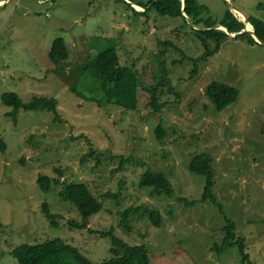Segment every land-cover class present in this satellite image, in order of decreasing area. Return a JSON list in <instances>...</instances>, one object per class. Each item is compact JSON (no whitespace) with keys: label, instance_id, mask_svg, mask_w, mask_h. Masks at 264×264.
<instances>
[{"label":"rangeland","instance_id":"rangeland-1","mask_svg":"<svg viewBox=\"0 0 264 264\" xmlns=\"http://www.w3.org/2000/svg\"><path fill=\"white\" fill-rule=\"evenodd\" d=\"M198 1L216 20L230 10L237 18L239 11L245 19L264 21V0ZM186 30L182 19L155 12L137 16L121 0L0 1V264H18L11 251L22 244L56 238L100 263L112 257V239L99 232L112 228L131 244H146L154 263L242 264L237 248L221 256L213 249L223 238L226 220L217 206L200 201L206 178L189 170L202 152L214 157V191L238 234L247 238L251 260L264 264V44L229 34L220 52L191 78L193 63L159 43L172 39L187 56H200L203 48ZM92 36L117 37L120 64L138 69L137 110L99 107L70 89L95 54ZM57 38L66 40L70 52L59 64L49 58ZM164 49L168 52L161 54ZM157 58L177 93L162 97L166 107L160 113L148 106L142 89L155 83ZM215 80L240 90L238 101L221 111L206 94ZM8 92L18 93L25 103L54 98L58 113L20 109L15 121L9 115L13 108L1 100ZM160 124L163 139L157 137ZM149 168L168 175L173 197L139 186ZM40 176L50 177L49 191L42 190ZM73 182L87 184L103 205L83 228L75 224L83 223L76 206L59 196L64 184ZM46 202L59 229L43 213ZM128 207L138 208L130 216L131 231L120 215ZM147 208L161 212L160 228L150 221Z\"/></svg>","mask_w":264,"mask_h":264},{"label":"trees","instance_id":"trees-1","mask_svg":"<svg viewBox=\"0 0 264 264\" xmlns=\"http://www.w3.org/2000/svg\"><path fill=\"white\" fill-rule=\"evenodd\" d=\"M124 1L137 16L148 17L151 12H155L162 18L175 20L182 19L184 26L189 28L185 35L193 40L199 41L203 48L200 56H187L177 42L172 39H159V43L165 47L172 46L177 49L184 57L193 63L191 78L199 74L203 64L218 54L223 43L229 38V34H236V38L247 37L249 42L259 44L256 38L264 41V21L255 17L246 18L254 28L255 37L251 32H243L247 25L237 18L230 10H227L222 19H213L207 5L198 0H121ZM130 1V2H128ZM134 5H138L144 11H137ZM222 26L224 30L218 28ZM182 30L175 28L174 32ZM177 36L180 32L176 33ZM92 47L95 50L94 56H90L83 64L79 72L78 84L71 86L70 89L79 98L94 102L99 107L115 104L126 110H137L140 99L141 89L140 73L135 65L122 66L117 37H89ZM167 49L162 50L161 54H166ZM70 52L64 38H57L52 44L49 52L50 60L59 64L69 59ZM158 59V68L154 70L155 83L143 86L149 97L148 106L155 112L160 113L166 107L162 97L166 94H177L170 86L171 81L167 76L166 65ZM159 69V70H158ZM206 94L216 109L221 111L238 101L240 90L238 87L215 80L206 89ZM2 102L13 108L9 113L13 120H17L18 111H42L48 110L58 113V103L54 98L36 97L29 103L22 101L18 93L8 92L1 97ZM59 116H56V119ZM158 139L165 136V128L162 124L157 127ZM214 157L208 152L196 155L189 163V170L192 173L203 175L206 178L204 192L201 202H210L217 206L220 213L225 218V226L222 228L223 238L220 243H215L213 249L217 250L218 256L226 251L237 248L241 257L242 264H256L251 260L248 252L247 238L239 235L237 224L234 219L229 217L225 211V205L220 201L214 191L216 185V173L213 169ZM43 191H49L51 179L48 176L39 178ZM140 187H149L156 194L173 197L175 190L172 181L164 172H157L149 168L142 176ZM63 201L70 202L80 212L82 224L75 223L79 227H84L85 222L90 217L98 214L102 208V203L94 196L91 189L83 182L65 183L59 193ZM107 197L118 198L120 193H108ZM180 202L194 206L195 201L189 202L186 198H178ZM138 211V208L128 207L120 212L123 225L126 230L131 231L130 216ZM152 224L160 228L162 225V214L157 209L147 208L145 211ZM43 213L46 214L53 228H58L57 215L52 213L49 204H43ZM102 236H110L112 247L110 252L112 257L100 263L92 262L78 247L65 242L62 238L46 240L38 244H22L11 251V255L17 260L18 264H158L151 260L150 251L146 244H131L118 237L114 229L100 231Z\"/></svg>","mask_w":264,"mask_h":264},{"label":"bare ground","instance_id":"bare-ground-1","mask_svg":"<svg viewBox=\"0 0 264 264\" xmlns=\"http://www.w3.org/2000/svg\"><path fill=\"white\" fill-rule=\"evenodd\" d=\"M135 6H136L138 9H141V8H142V7L138 6V5H135ZM237 13H238L237 15H239V18H240L241 20L245 19V18H244V15H242V13H240L239 11H237ZM246 23H247V27L244 29V31H245V30H246V32H247V31H251V32H252L251 34L255 37V33H254V31H253L254 28H253L252 24H250L249 21H246L245 24H246ZM219 28H221V29L223 30V27H222V26H219ZM232 35H233V34H232ZM255 38H256V37H255ZM256 40H258V41L261 42V43L263 42L262 40H259L258 38H256ZM263 44H264V43H263Z\"/></svg>","mask_w":264,"mask_h":264},{"label":"crops","instance_id":"crops-1","mask_svg":"<svg viewBox=\"0 0 264 264\" xmlns=\"http://www.w3.org/2000/svg\"><path fill=\"white\" fill-rule=\"evenodd\" d=\"M0 1H2L3 3H6L8 0H0Z\"/></svg>","mask_w":264,"mask_h":264},{"label":"water","instance_id":"water-1","mask_svg":"<svg viewBox=\"0 0 264 264\" xmlns=\"http://www.w3.org/2000/svg\"><path fill=\"white\" fill-rule=\"evenodd\" d=\"M243 32H246V30L245 31H243ZM247 32H251V31H247ZM252 33V32H251ZM235 36V35H234ZM262 43H264V41L262 42Z\"/></svg>","mask_w":264,"mask_h":264}]
</instances>
